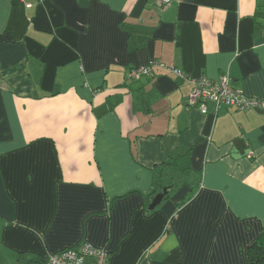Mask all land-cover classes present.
I'll use <instances>...</instances> for the list:
<instances>
[{
	"label": "crops",
	"instance_id": "1",
	"mask_svg": "<svg viewBox=\"0 0 264 264\" xmlns=\"http://www.w3.org/2000/svg\"><path fill=\"white\" fill-rule=\"evenodd\" d=\"M152 60L261 107L204 114L169 70L128 77ZM167 163L185 181L149 211ZM261 235L264 0H0V258L250 264Z\"/></svg>",
	"mask_w": 264,
	"mask_h": 264
},
{
	"label": "built area",
	"instance_id": "2",
	"mask_svg": "<svg viewBox=\"0 0 264 264\" xmlns=\"http://www.w3.org/2000/svg\"><path fill=\"white\" fill-rule=\"evenodd\" d=\"M41 1V0H39ZM167 5L171 0H160ZM32 3H26V7L32 8ZM154 67H160L187 80L191 84L188 95L190 105H197L204 114L208 113L207 103H215L217 109L222 105L237 109L249 110L260 109L261 102L258 99L247 97L241 90L231 85V77L228 73L219 80H213L206 75L199 78H191L187 73L176 65H167L157 60L148 64L133 67L128 72V77L138 79L143 75H151ZM110 253L106 248L95 247L89 242L81 243L74 248H67L49 256L46 264H110Z\"/></svg>",
	"mask_w": 264,
	"mask_h": 264
},
{
	"label": "trees",
	"instance_id": "3",
	"mask_svg": "<svg viewBox=\"0 0 264 264\" xmlns=\"http://www.w3.org/2000/svg\"><path fill=\"white\" fill-rule=\"evenodd\" d=\"M259 14V13H258ZM158 183L152 191V199L162 191L163 187L174 185L175 188L164 199L173 194L176 188L185 181V174L171 164H163L161 171L157 172ZM247 258L250 264H264V235L257 238L246 250ZM18 264H46L41 257H22Z\"/></svg>",
	"mask_w": 264,
	"mask_h": 264
},
{
	"label": "water",
	"instance_id": "4",
	"mask_svg": "<svg viewBox=\"0 0 264 264\" xmlns=\"http://www.w3.org/2000/svg\"><path fill=\"white\" fill-rule=\"evenodd\" d=\"M174 188H175L174 185H169V186L163 187L162 191L157 193L155 195V197L152 199L151 203L148 206V210L149 211L155 210L161 204V202L164 200V196L169 194L171 191H173ZM0 264H2V263H0Z\"/></svg>",
	"mask_w": 264,
	"mask_h": 264
},
{
	"label": "rangeland",
	"instance_id": "5",
	"mask_svg": "<svg viewBox=\"0 0 264 264\" xmlns=\"http://www.w3.org/2000/svg\"><path fill=\"white\" fill-rule=\"evenodd\" d=\"M0 262H2L3 264H6L7 262H8V260L6 259V258H0ZM7 264H9V263H7Z\"/></svg>",
	"mask_w": 264,
	"mask_h": 264
}]
</instances>
